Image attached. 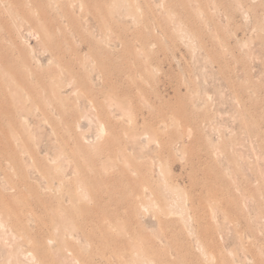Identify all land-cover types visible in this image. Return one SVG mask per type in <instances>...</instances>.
<instances>
[{
	"label": "rangeland",
	"instance_id": "rangeland-1",
	"mask_svg": "<svg viewBox=\"0 0 264 264\" xmlns=\"http://www.w3.org/2000/svg\"><path fill=\"white\" fill-rule=\"evenodd\" d=\"M0 264H264V0H0Z\"/></svg>",
	"mask_w": 264,
	"mask_h": 264
}]
</instances>
